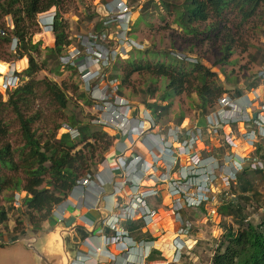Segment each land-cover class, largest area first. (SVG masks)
Masks as SVG:
<instances>
[{"label":"rangeland","instance_id":"1","mask_svg":"<svg viewBox=\"0 0 264 264\" xmlns=\"http://www.w3.org/2000/svg\"><path fill=\"white\" fill-rule=\"evenodd\" d=\"M3 1L8 2L9 0H0V2ZM106 1L110 0H60L59 6L51 7L46 12L37 14L31 22L25 21L24 25L27 27L29 34H33L32 42L40 44V54L31 52L32 56L39 64H42L45 58V48H52L55 43L53 33L40 29L38 23H36L38 16L53 12L50 13V16L56 14L60 20L62 19L65 22L66 34L71 38L88 30L89 25L92 24L87 20L88 16L94 12L98 17L100 13L103 15L102 6ZM153 1L155 3H151L146 7H144L145 5L143 6L144 3H141L142 1H139L133 9L134 21L131 39L138 48L132 49L124 60L121 58L113 60L104 70V74L108 79L119 84V93L122 94L125 101L132 103L133 107L138 110L141 108V112L146 109L145 104L156 102L160 106H167L162 118H160L161 126L167 123L178 124L180 116H183V119L179 123L184 120H188L189 125L195 122V118L200 115V111L198 109L199 100L194 90L197 81L193 75L189 78L190 84L186 86L185 92L178 96L169 97L166 101L161 100L162 96L168 92V81L163 77L143 70L140 73L132 74L127 81H123L127 61L131 60L141 65L149 64L153 66L167 63L170 55L184 60V63H195L197 61L207 68L210 73L214 74L209 78V81H214L216 85L221 86L224 91L222 96L226 94L233 95L236 90L242 91L241 96H245L248 100V108L246 109L248 114L254 117L258 114L264 120V83L258 78V71L264 66V6H261L252 17L245 20L238 9H235L230 2L219 17L211 15L206 22L188 23L189 31H184L175 23V20L185 0H165L167 5L171 7L169 11L162 6L163 4L160 6L161 1ZM18 4L20 5V3ZM142 6L143 9H141ZM13 27V16L11 14H3L0 11V28L10 31ZM228 39L232 40V44H228L229 54L225 58L223 48H225V43ZM14 56L15 47L12 44L0 43V66L4 69L0 71L4 73L0 74V80L8 73L9 69V72L15 69L14 74L19 78V85H21L28 80L24 76V71L28 67L29 60L27 56L21 59H15ZM222 58H225L224 62L219 61ZM18 62H21L22 65L26 63V65L19 67ZM54 65L53 60L48 61L47 65L43 66V70L34 75V79L37 81H51L64 88L68 102L66 108L61 109L43 91L42 87L36 90V98L28 106L29 114H35L38 117L33 125L36 135L41 136V138L48 137L52 134L55 126L69 124L71 117L77 118L84 124H89L92 133L100 132V130L105 132L103 129L105 127L92 122L95 116L92 104L91 106L85 105L82 99L78 98L79 94L83 91L85 92L79 82V75L74 70H66V68L61 66H59L58 72H55ZM9 92L3 94L0 89L3 101L7 99ZM85 94L89 98L88 92H85ZM138 105H143L144 108L143 106L139 108ZM3 119L10 125V132L5 138V142L10 143L14 151L15 160L18 161V155L21 153L23 146L18 133V124L9 110H6ZM238 129H241V127L238 126ZM62 133L61 130H58L55 135L56 139H59ZM105 133L108 136L113 134L111 131ZM232 138L229 148L237 150L241 157H245L247 163L244 165V170L249 172L245 174L244 179L250 178L252 181L250 191L248 190L242 194L241 200L244 203L242 213L245 216V222L249 221L257 225L264 217V159L261 158L262 156L264 157V151H262V155H259L256 154L255 149L257 145L264 144V140L259 142V139H256L258 141L256 146L255 144L248 146L239 140H235L234 136ZM89 141L95 148L94 154H91V148H84L83 152L87 156L88 162L97 163L104 151L102 148L104 141L100 143L95 142L93 139ZM217 141H219L218 138H216L215 143ZM82 147L83 144H80L77 150ZM103 154L106 155L105 152ZM256 162L260 163L263 169H260L259 165L255 164ZM256 168L261 171H255ZM91 169H95V173L98 171L97 166H92ZM8 174L10 176H19L23 184L25 173L21 168L16 174ZM236 185L237 180L231 184V187ZM49 187L46 184L42 185V188ZM228 193V196L223 199L218 197L214 205H206L203 208L206 212L201 209L191 210L195 213L191 215L190 209L180 211L184 220L183 233L187 234V238L183 239L184 236H181L172 240V242L175 241L185 246L182 256L180 257L177 254L173 258L174 262L172 264H210L211 257L226 228L229 226L236 228L231 217H221L217 211L222 201L226 199L241 204L237 193H231L230 190ZM25 194L22 190L17 192L8 190L0 195L1 205L8 209V221L6 225L0 226V245H3L0 248V264H35L32 251L19 238L24 236L18 233L17 239L13 237L14 232L17 231L16 227L18 230L27 229V235L34 236V231L29 229L28 222L25 219L20 221L21 224L18 223L19 218L25 214L23 199H21ZM16 198H19V200L15 201ZM163 206L160 203L157 208L160 215H164ZM211 210H213L212 215ZM185 216H188V219ZM165 221L170 223L169 219H165ZM149 223L152 229L161 228L159 222V226L158 224L154 225L155 218L154 221ZM162 231H157L155 233L156 237ZM54 232H57V230ZM51 238L49 234L45 235L42 232L41 239L43 241L40 244L48 245ZM163 238L158 236L156 242L161 241ZM163 240L162 245L172 244L169 239L164 238ZM65 245L67 250H72L70 249L71 243L69 241L66 240ZM35 246L38 247L37 243ZM54 247L52 245L50 249L55 251ZM73 248L75 249L74 246ZM166 256L170 258L171 252L168 251ZM129 260L132 261L133 259L129 258Z\"/></svg>","mask_w":264,"mask_h":264},{"label":"built area","instance_id":"2","mask_svg":"<svg viewBox=\"0 0 264 264\" xmlns=\"http://www.w3.org/2000/svg\"><path fill=\"white\" fill-rule=\"evenodd\" d=\"M139 1L144 3L147 0H137V3ZM134 7L135 4L132 5L130 0L106 1L102 6L103 15L100 13L98 17L102 28L97 30L98 22L92 23L88 30L71 38L69 36L70 43L59 56L62 68L77 69L79 82L85 92H88L95 110L92 122L114 130L129 141L127 145L118 146L113 143L111 147L116 150L117 169L124 180L120 187L126 184L130 194L120 202L116 200L111 208L105 209L103 217H100L101 234L93 235L91 239L92 255L96 264L100 263L101 258H107L109 262L115 261L114 254L109 251V247L113 245L125 247L126 250H138L136 259L130 261L127 257L124 264L173 263V258L177 254L181 257L185 247L172 242L173 239L185 236L184 220L180 211L214 205L218 197L223 199L228 196L231 184L236 182L237 174L247 163L237 150L229 148L232 137L235 140L240 137L242 143L248 146L256 145V139L260 142L264 138V120L258 114L256 117L248 114V101L245 96L232 98L228 94L221 95L212 112L198 115L190 125L188 120H184L175 125L167 123L161 126L157 113L154 114L147 108L141 112L132 103L125 101L119 93V84L108 79L104 70L113 60H124L129 51L138 48L131 39ZM50 13L53 12L42 14L36 19L40 29L52 31L53 16ZM16 41L13 40L14 46ZM14 71L15 69L0 80L3 94L19 86L20 81ZM258 78L264 83V66L258 71ZM59 130L62 134H69L72 139L78 136L77 130L66 124H62ZM216 138L219 140L217 143ZM136 144L145 147L152 159L148 169L145 165L141 166L145 164L143 153ZM255 164L263 169L260 163ZM143 177L151 183H143ZM95 180L98 186H93L100 190L95 207L99 209L100 194L106 184L99 171H96L93 178L85 176L78 180L68 197L77 193L79 198H84L89 185ZM156 196L162 202L167 201L162 208L165 207V212L171 214L173 222H170L175 236L171 245L159 246L156 241L158 236H165L166 232L163 230L155 236L156 240L151 242L150 248L143 241L133 242L125 224L128 221H141L147 226L152 222L159 212L149 208L146 201ZM18 200L19 198L15 199ZM167 208L169 209L166 211ZM153 249L160 252L162 260H148ZM168 251L171 252L170 258L166 256Z\"/></svg>","mask_w":264,"mask_h":264},{"label":"trees","instance_id":"3","mask_svg":"<svg viewBox=\"0 0 264 264\" xmlns=\"http://www.w3.org/2000/svg\"><path fill=\"white\" fill-rule=\"evenodd\" d=\"M159 1H161L160 6L163 4L162 6L166 10H170L171 7L167 5L165 0ZM130 2L134 5L137 0H130ZM230 2L235 9H238L245 20L252 17L261 6H264V0H185L182 4V9L176 16L175 23L182 30L189 31L188 23L206 22L211 15L219 17ZM151 3L155 2L147 0L143 6L145 5L144 7H146ZM59 4L60 0H9L8 2H0V11L3 14H11L14 19L12 30L7 31V29L0 28V43L12 44L13 39H16L14 58L21 59L27 56L29 60L28 67L24 71V76L28 80L9 92L5 101H3L0 94V195L8 190L13 192L22 190L26 193L21 198L23 199L25 214L19 218L18 223L21 224L20 221L25 219L34 233L41 230V223L49 217L53 208L67 197L78 180L85 176L93 178L95 169H91V167H98L108 157L113 143V138L105 132L100 130V132L92 133L89 124H84L75 117H71L69 124H66L77 130L78 136L74 139L67 133L60 135L59 139H56L55 135L62 124L55 126L52 134L45 138L37 136L33 129L38 117L35 114H29L28 106L36 98V90L40 87L61 109L66 108L68 97L64 88L51 81H37L34 79V75L43 70V66H46L47 62L51 60L55 63L54 71L58 72L60 66L59 56L63 48L70 43V40H68L66 34L65 22L56 15L52 26V33L55 38L54 47L45 48V58L42 64H39L31 52L40 54V44L32 42L33 34H29L24 22H31L37 14L49 10L51 7H57ZM143 6L141 9H143ZM87 20L90 21V24L97 23L98 16L94 12L87 17ZM100 28H102V22H98L97 30ZM225 44L223 54L226 58L229 54L228 44H232V40L228 39ZM168 58L169 61L167 63L153 66L149 64L141 65L131 60L127 61L123 81H127L132 74L140 73L143 70L163 77L168 81V92L162 96L161 100L166 101L169 97L178 96L185 92L186 86L190 84L189 78L193 75L197 81L194 90L199 100V114L205 115L212 112L216 107L217 99L224 94L221 86L216 85L214 81H209V78L214 74L210 73L207 68L197 61L195 63H184V60L175 56L169 55ZM225 58L219 61L224 62ZM18 64L19 67L26 65V63L22 65L21 62H18ZM70 69L77 73V69ZM0 74L4 73L0 72ZM241 95L242 91L236 90L235 94L229 96L238 97ZM78 98L82 99L85 105H91V101L87 98L84 91L78 95ZM145 107L154 114L157 113L160 118H162L167 108V106H160L156 102L145 104ZM6 110H9L14 115L18 124V133L23 142L18 161L15 160L14 151L10 143L5 142V138L10 132L9 123L3 119ZM182 119L183 116H180L178 123ZM90 139L99 143L104 141L102 148L104 150L103 153L105 152L106 155L102 153L97 163L88 162L87 156L83 152L84 148H91V154H94L95 148L90 143ZM80 144H83V147L77 150ZM262 151H264V144H259L255 152L262 155ZM261 158L264 159L263 156ZM20 168L25 173L23 184L19 176H10L8 174L18 173ZM244 168L237 174V185L229 189L231 193H237L240 200L242 199V194L248 190L250 191L252 187L251 179H244L245 174L249 172L244 170ZM255 171L261 170L256 168ZM44 184L50 187L42 188ZM146 203L149 208L156 210L161 203V199L158 196L151 197L147 199ZM243 204V200H241L240 204L226 199L217 208L221 217L229 216L232 218L236 228L234 226L226 228L211 257L210 264H264V217L257 225L249 221L245 222V216L242 213ZM203 208V206L191 208L190 211L201 209L206 212ZM192 214L195 213L191 211ZM185 218L188 219V216H185ZM7 221L8 209L1 205L0 198V226L6 225ZM138 223L128 221L125 224L130 237L133 239L142 237L145 241H154L155 238L150 234L141 233ZM223 227L225 228L224 225ZM16 230L18 232H14V239H16L18 233L25 234V230H18L17 227ZM138 234L140 235L137 237ZM1 247L3 245H0ZM156 259H161L160 252L153 249L148 260Z\"/></svg>","mask_w":264,"mask_h":264},{"label":"crops","instance_id":"4","mask_svg":"<svg viewBox=\"0 0 264 264\" xmlns=\"http://www.w3.org/2000/svg\"><path fill=\"white\" fill-rule=\"evenodd\" d=\"M140 106L141 105H138V107ZM103 129L105 130V132L111 131L113 133L110 135V137L113 138V143H117L116 145L124 146L129 143L127 137H120L114 130L110 128H103ZM236 140H239L240 142H242V139L240 137H238ZM136 146L143 153L142 158L145 164H142L141 166L145 165L146 168L148 169L149 167L148 164L152 162L150 155L147 153L145 147L139 144H136ZM116 156H117L116 150L112 148L108 157L97 167L98 171L100 172V175L104 178L106 182V184L102 187V193L100 194V201H101L100 208L96 209L95 207V201L99 195L100 190L93 186V185L98 186L97 181H94V183L89 185L88 191L86 195L84 196V198H79L78 194L76 193L73 195V197L67 196V199L65 200V202H61L59 205L53 208L49 217L41 223V230H39L36 233H33L34 234L33 237L36 238L37 242L41 243L43 241L41 239L42 232L45 233V235L49 234L50 238L56 235L57 239L51 238L49 240L50 242H48V245L42 244L43 247L46 246V248L50 249V247L53 245L55 246L54 249H56L57 247L56 245L58 244L59 237H60L64 241L67 240L71 243L70 249H72L71 252L74 254V257H73L74 262H77V260L79 259L78 262L83 261L84 264H96V259L92 255L91 239L93 235L100 236L101 234L100 232L101 218L100 217H103L106 210L111 208V206H113L116 200L120 202L122 199H124L130 194V191L126 187V184L120 187L123 184L124 180L119 170L117 169ZM137 166L139 167L140 164L138 163ZM142 181L145 184L151 183V181L148 180L146 177H143ZM165 202L167 203L166 200ZM161 204L163 205L164 202H161ZM157 212H159V209H157ZM163 213L164 215H160L158 213L157 216L155 217L154 225L156 226L158 224L159 226V223H160L161 224L160 229L159 228L152 229L150 223L147 226H145V224L142 223L141 221H136V223L139 222L138 224H139L141 233L142 234L148 233L153 238H156L155 233H157V231L159 232L160 230H165L166 233H165L164 238L172 240L175 236L174 231H173L174 228L172 227L171 222L167 223L165 221V219H169L170 221V218L169 217L167 218L165 216L167 214L165 212V209ZM61 215H62V218H61ZM164 217L166 218L164 219ZM152 221L154 220L152 219ZM29 229L31 230L30 226H29ZM55 230H57V232H54ZM139 235L140 234H138L137 237ZM186 235L187 234H185L183 239L187 238ZM23 236L24 237H19V238L28 237L27 229H25V234H23ZM131 239L133 242L143 241L147 245L149 244L148 246L151 248L152 241H145L144 239H142V237L139 239L138 238L137 239L131 238ZM163 239L161 241H158L159 246L163 244L164 242ZM99 241L100 239H98L97 242ZM59 246H60V243H59ZM73 246L75 247V249L73 248ZM109 251L114 254V257L116 258L115 261L109 262L107 258H101V261L99 264H115V263L124 264L125 259L127 257L130 259H136V253L138 250L133 249V248L126 250L125 247L113 245L109 247ZM33 261L36 264L34 258H33Z\"/></svg>","mask_w":264,"mask_h":264},{"label":"water","instance_id":"5","mask_svg":"<svg viewBox=\"0 0 264 264\" xmlns=\"http://www.w3.org/2000/svg\"><path fill=\"white\" fill-rule=\"evenodd\" d=\"M20 240L24 241V245L32 251L36 264H72L73 262L74 254L66 249V241L60 237L55 251H51L49 248H46V246L43 247L33 236L20 238ZM36 243L38 247L35 246Z\"/></svg>","mask_w":264,"mask_h":264},{"label":"clouds","instance_id":"6","mask_svg":"<svg viewBox=\"0 0 264 264\" xmlns=\"http://www.w3.org/2000/svg\"><path fill=\"white\" fill-rule=\"evenodd\" d=\"M45 12H46V11H45ZM42 13H44V12H42ZM48 13H49V12H48ZM55 16H56V14H54V16H53V22H54ZM36 23H37V22H36ZM51 32H52V31H51ZM13 40H14V39H13ZM12 43H13V42H12ZM12 45L14 46V44H12ZM14 47H15V46H14ZM15 68H16V67H15ZM9 70H10V69H9ZM9 70H8V73H9ZM8 73H6L5 75H7ZM5 75H4V76H5ZM238 97H240V96H238ZM232 98H237V97H232ZM247 101H248V100H247ZM159 120H160V118H159ZM262 140H264V138L261 139L260 142H261ZM257 144H258V143H257ZM257 144H256V145H257ZM256 145H255V146H256ZM257 146H258V145H257ZM257 146H256V147H257ZM255 150H256V149H255ZM67 196H68V195H67ZM66 198H67V197H66ZM62 202H63V201H62ZM106 232H107V230H106ZM107 233H109V232H107ZM129 236H130V235H129ZM130 238H131V237H130ZM155 240H156V238H155ZM167 246H168V245H167ZM160 258H161L160 260L163 259L161 256H160ZM73 262H74V261H73ZM73 262H72V263H73Z\"/></svg>","mask_w":264,"mask_h":264},{"label":"bare ground","instance_id":"7","mask_svg":"<svg viewBox=\"0 0 264 264\" xmlns=\"http://www.w3.org/2000/svg\"><path fill=\"white\" fill-rule=\"evenodd\" d=\"M169 215H170V216H169ZM165 216H166L167 218H168V217H170V221H171V222H173V221L171 220V214H170V213H167ZM54 238H56V239H57V236H56V235H54L53 239H54Z\"/></svg>","mask_w":264,"mask_h":264},{"label":"snow or ice","instance_id":"8","mask_svg":"<svg viewBox=\"0 0 264 264\" xmlns=\"http://www.w3.org/2000/svg\"><path fill=\"white\" fill-rule=\"evenodd\" d=\"M4 69H3V67L2 66H0V71H3Z\"/></svg>","mask_w":264,"mask_h":264}]
</instances>
